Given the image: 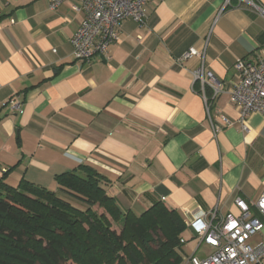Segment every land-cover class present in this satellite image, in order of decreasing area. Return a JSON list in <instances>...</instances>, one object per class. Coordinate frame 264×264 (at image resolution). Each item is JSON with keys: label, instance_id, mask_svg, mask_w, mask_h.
<instances>
[{"label": "crops", "instance_id": "1", "mask_svg": "<svg viewBox=\"0 0 264 264\" xmlns=\"http://www.w3.org/2000/svg\"><path fill=\"white\" fill-rule=\"evenodd\" d=\"M227 1L153 0L146 25L125 21L109 58L88 64L73 56L83 15L71 1L53 10L48 0H0L6 182L57 191L56 176L92 165L124 213L158 202L178 211L187 224L183 257H199L193 217L238 216L237 198L252 204L264 193V115L252 114L244 131L229 93L235 64L264 48V0ZM192 49L200 55L180 62ZM202 65L223 84L215 98L207 88L212 116L235 123L217 135L194 76ZM250 242L263 243L264 228Z\"/></svg>", "mask_w": 264, "mask_h": 264}, {"label": "trees", "instance_id": "2", "mask_svg": "<svg viewBox=\"0 0 264 264\" xmlns=\"http://www.w3.org/2000/svg\"><path fill=\"white\" fill-rule=\"evenodd\" d=\"M0 180V264H182V215L155 203L137 216L92 165L56 176L57 191ZM114 223L120 224L118 232Z\"/></svg>", "mask_w": 264, "mask_h": 264}, {"label": "built area", "instance_id": "3", "mask_svg": "<svg viewBox=\"0 0 264 264\" xmlns=\"http://www.w3.org/2000/svg\"><path fill=\"white\" fill-rule=\"evenodd\" d=\"M67 1L73 3L75 12L83 15L77 32L71 38L74 59L90 64L98 57L109 58L110 47L120 41V29L125 21L146 25L145 8L153 0H48L53 10ZM250 1L255 6L253 0ZM198 55L200 53L192 49L180 62ZM235 71L238 82L229 93L240 113L236 124L247 131L248 120L252 114L264 115V48L256 61L239 60L235 64ZM194 76L200 85L213 133L217 135L224 127H233L235 123L226 117H219L220 123H217L211 114L207 88L211 89L215 98L222 92V82L211 72H206L204 65ZM9 105L18 113H23V103L18 98H13ZM0 171L6 173L1 166ZM236 206L239 210L238 216L221 215L218 209H214L202 217H193L188 223L199 244L214 250L204 259L191 256L190 264H264V242L257 245L250 242L264 228V193L252 204L237 198Z\"/></svg>", "mask_w": 264, "mask_h": 264}, {"label": "rangeland", "instance_id": "4", "mask_svg": "<svg viewBox=\"0 0 264 264\" xmlns=\"http://www.w3.org/2000/svg\"><path fill=\"white\" fill-rule=\"evenodd\" d=\"M113 228H114L115 230H117L118 232H120V230H121V226H120V224H116V223H114ZM189 232H190V231L187 230L186 233H189ZM213 252H214L213 249L207 247L206 245H203V246L201 247L200 252L198 253V256L201 257V256H205V255H206L205 258H207V257H209ZM183 258H184V264H186L187 262L189 263V259H188L186 256L183 257ZM189 258H190V257H189Z\"/></svg>", "mask_w": 264, "mask_h": 264}]
</instances>
